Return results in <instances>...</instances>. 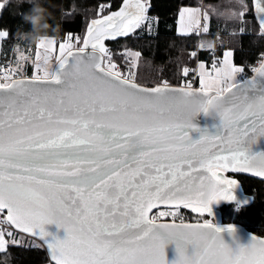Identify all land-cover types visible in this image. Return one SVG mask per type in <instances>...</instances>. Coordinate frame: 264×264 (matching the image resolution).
I'll use <instances>...</instances> for the list:
<instances>
[{
	"label": "snow or ice",
	"instance_id": "obj_1",
	"mask_svg": "<svg viewBox=\"0 0 264 264\" xmlns=\"http://www.w3.org/2000/svg\"><path fill=\"white\" fill-rule=\"evenodd\" d=\"M240 5L244 19L247 4ZM252 7L264 33V0ZM96 8L82 38L73 43L68 33L59 43L55 67L50 37L35 45L30 78L6 74L0 83V223L38 237L50 264H165L162 234L177 241L176 264H264V239L233 251L207 220L165 224L149 216L159 204L204 215L213 202L232 201L237 181L221 173L264 177V153L249 154L264 136V60L239 84L242 69L225 51L214 76L199 65V89L144 85L132 71L141 53L125 49V72L105 41L146 23L151 30L145 0H122L118 10L113 0H97ZM7 36L0 30V39ZM197 113L217 116L220 133L191 140ZM52 223L63 240L46 239L43 226ZM9 242L0 231V250ZM187 243L197 249L192 257L184 255Z\"/></svg>",
	"mask_w": 264,
	"mask_h": 264
},
{
	"label": "trees",
	"instance_id": "obj_2",
	"mask_svg": "<svg viewBox=\"0 0 264 264\" xmlns=\"http://www.w3.org/2000/svg\"><path fill=\"white\" fill-rule=\"evenodd\" d=\"M201 1L203 7L208 6L209 28L200 35L192 33L188 36L178 35L176 32L177 14L181 7L197 6ZM234 0H147V16L155 18L149 30L148 23L143 29H137L136 34L129 37H117L115 40L105 41L106 47L115 56L118 67L127 71V64L123 58L125 49L139 51L141 57L134 69L138 82L148 86H155L157 82L167 81L171 86L180 87L192 82V72L187 77L183 75V68H192L197 58L212 59L211 49L215 53L231 50L234 64L240 66L242 74L240 80L250 76L249 68L260 63L264 54V34L254 18L251 0H244L247 11L244 19L238 15L243 9L227 6ZM0 30L8 32V36L1 42L0 57L8 60L15 58L14 47L20 42L29 46L36 43L40 37L50 36L56 40H63L68 33L72 38L82 37L87 24L95 18L97 0H32L36 7L33 15H40L38 22L29 23L22 19L30 4L22 0H0ZM122 0H113V10H118ZM222 12V13H221ZM221 19V20H217ZM197 38L212 43L207 50L196 52ZM195 52V61L191 57ZM5 65V64H2ZM193 74V75H192ZM31 77L30 66L25 68L23 75ZM198 88L197 81L194 86ZM239 184L241 192L253 198L248 207L236 205H221L220 213L224 223L243 227L249 233L264 238V181L244 175H231ZM237 207V212L233 210ZM179 221L195 222L191 211L179 208ZM226 214L230 217H226ZM178 221V220H177ZM46 251L38 243L32 245L12 244L0 252V264H47Z\"/></svg>",
	"mask_w": 264,
	"mask_h": 264
},
{
	"label": "rangeland",
	"instance_id": "obj_3",
	"mask_svg": "<svg viewBox=\"0 0 264 264\" xmlns=\"http://www.w3.org/2000/svg\"><path fill=\"white\" fill-rule=\"evenodd\" d=\"M145 2L147 4V6H148L147 0H145ZM240 2H241V0H234L233 2L232 1L229 2V4L227 6H231L233 8L234 7L240 8L241 7ZM196 3H197V6H189V7L187 6V7H181L179 9L178 14H177V20H176V32H177L178 35L188 36V35H190L192 33H196L197 35H200L202 33V31L206 32L204 30L205 24H207V27L209 28L210 14L208 13V6L203 7V4L201 3V1H199V2L197 1ZM182 10H186L184 12V16L183 17H181V11ZM149 18H150V23H151V27H152V24L155 23L156 19L155 18H151V17H149ZM205 18H207V19H205ZM217 20H221V19H217ZM5 38L0 39V52H1V42ZM47 38H50V36L40 37V38L37 39V42L41 41V40H45ZM199 39L200 38H197V42L199 41ZM75 40H76V38H72V42L73 43L75 42ZM56 41H57V47H56L55 52L53 53V58H52V60L50 62V67H55V65L57 63L55 57L60 55V51H59L58 45L61 42V40H56ZM22 42L23 41H20L14 47L15 53H16L14 59L8 60L4 56L0 57V68L3 66L2 64H5V65L9 66L13 70V73H14L15 76H18V75H23L24 71H25V68L27 66H30L31 69H32V75H33L34 72L37 71V69L35 68V63H34L35 62V52H36L35 45H36L37 42L33 43V44H30L29 46H27L26 44H24ZM81 43H82V39H81ZM207 43H208V48L209 47L211 48L212 47V43L211 42H207ZM196 45H197V43H196ZM225 51H231V50L226 49V50H223L221 52V54L220 53L216 54L215 51L211 49V53L210 54L213 56L212 57L213 60L218 59V60H220V62H222L223 53ZM21 56L26 57V59H21ZM191 57L194 58V61H195V56L191 55ZM139 59L136 62V67L139 64ZM231 62H232L234 67L241 68L240 66H237V65L234 64L233 55L231 57ZM201 63H203L204 68H205L207 73H211L213 76L215 75V73L213 72V67L214 66H209L207 64V60H205L204 58L203 59L197 58L196 63L194 64V66L192 68H189V73L192 72L194 74V71H195L194 76L197 79V86H198L197 89L200 88V76H199L198 69H199V65ZM18 65H19V67H18ZM215 67H220V66H215ZM134 69H132L133 72H135ZM241 74H242V71H240L239 73L236 74V77H235L236 82L241 77ZM183 75H184V73H183ZM21 77H25V76H21ZM185 77H187V76H185ZM190 84H191L192 87L194 86L193 85V81L190 82ZM180 87H186V85L184 84V85H182ZM193 89H195V88L193 87ZM222 175L225 176L226 178L234 179L233 177H230L228 173L224 172V173H222ZM233 189L235 191H237L238 193L243 194L241 192V189L239 187L238 182H237L236 186ZM222 204L226 205V206H229L231 204L236 205V204L233 203V200L232 201H224ZM220 206L217 208V211H218V217L217 218L211 217L208 214L201 215L199 213L191 211V209H188V208H184V207H182V208L187 210V211H191V213L194 215L196 220H199L201 222V220H203L205 218H208V219H210L211 224H213L216 228L222 229V228H226L230 224L224 223V221L222 219V215L223 214L220 213V211H219ZM236 206H238V205H236ZM236 206L233 208V210L237 212L238 209H237ZM238 207H240V206H238ZM179 210H180L179 208H175V209H158V210L154 211L151 214L150 217H153V216L156 217L157 221H160V220L161 221L162 220H169V221H177L178 220L179 221L180 220V216H181V213L179 212ZM162 212H167L169 214L168 215H160V213H162ZM172 213H175V216ZM226 217L228 218V217H230V215L226 214ZM231 226L233 227V226H236V225H231ZM238 227H241V226L238 225ZM4 234H5V238L9 239L10 242L5 245V248L3 250L6 249L7 245H12V244L32 245L35 242H38V241H36V240H34V239L30 238V237H27L25 235H22V234H19V233H16V232H13L14 235H13L12 238H9L7 236V232H4ZM12 240L20 241V243L11 242ZM39 244L41 245V243H39ZM3 250H0V252H2ZM47 264H50V263H47Z\"/></svg>",
	"mask_w": 264,
	"mask_h": 264
},
{
	"label": "water",
	"instance_id": "obj_4",
	"mask_svg": "<svg viewBox=\"0 0 264 264\" xmlns=\"http://www.w3.org/2000/svg\"><path fill=\"white\" fill-rule=\"evenodd\" d=\"M252 4H253V0H251V5ZM252 11H253L254 18H255L258 26H259V23H258V20L256 19V15H255L253 7H252ZM262 60H264V54H263ZM254 75H255V73H253L252 75L242 79L241 81L238 82V84L243 82L246 79H251ZM22 78H24V77H19L17 79H22ZM28 78H30V77H28ZM173 87H177V86H173ZM177 88H179V87H177ZM191 122L195 126L196 129H199V131H193L191 129L188 130L190 139L193 141L199 139L200 135L202 133L206 132V134L209 136H215V135H218L221 131L219 118L215 115H207L206 116L203 113H197L192 118ZM258 153H264V136L258 137L256 139V142L254 144L250 145L249 154L250 155H256ZM225 173H228L231 175H244V176H248V177H251L254 179L264 181V177H258V176L251 174V173H247V172L228 171ZM221 175H222V173H221ZM231 191H232V195L234 196V199H233L234 204L245 208V207H248L252 203V201H253L252 196L238 193L234 189H232ZM223 202H224V200H220L218 202H213L212 204H210V206H209L210 207V213H207V214L210 215L211 217L217 218L218 217L217 208ZM182 207L183 206H180L179 208H182ZM158 209H175V207L170 206V205L159 204V205H157L156 208H153L149 212V216H151V214ZM157 222L158 223H165V224H173V223L180 224L181 223V221H169V220H162V221L160 220ZM183 223L195 225L197 223H203V222H183ZM43 228H44V231L48 233V236L46 237L48 242H53V238H55L57 240H63L65 238L66 234H65L63 228L57 227V225L54 223L46 224L43 226ZM233 228H234V233L232 235H229V233L226 231V228H222V230H224V231H221V233H220L221 239L233 251L237 250L238 247H248L250 242H251V238L253 236H256V235L249 233L248 231H246L242 227L233 226ZM12 229L16 233L30 237V238L38 241L39 243H41L44 250L46 251V255H47L49 263H50V257H49L48 251H47V247H46V245L43 244V242L38 237H32L27 233H21V232H19V230L15 229V228H12ZM256 237H258V236H256ZM161 238L165 240L164 248H163L165 264H176V261L179 258V253L177 251V241L172 240V239H168L163 234L161 235ZM258 238L264 239L261 237H258ZM183 249H184V255L186 257H192L195 254V252L197 251L195 246L191 243L185 244L183 246Z\"/></svg>",
	"mask_w": 264,
	"mask_h": 264
},
{
	"label": "built area",
	"instance_id": "obj_5",
	"mask_svg": "<svg viewBox=\"0 0 264 264\" xmlns=\"http://www.w3.org/2000/svg\"><path fill=\"white\" fill-rule=\"evenodd\" d=\"M207 49H208L207 41H205V40L200 38L199 41L197 42V45H196V52L201 51V50H207ZM207 64L209 66H220L221 62L218 59L213 60V58H212V59L207 61ZM258 65H259V63L256 64L255 66H252V67L249 68V74L250 75H252L254 73L252 69L254 67H258ZM6 74L9 75V76H12L13 78H19V76H15L14 75L13 70L9 66L3 65L0 68V83L5 82L4 77H5ZM194 74H195V71H194ZM192 80H193V85H194L195 82L197 81V79L195 78L194 75L192 76ZM2 219H3V214H0V220H2ZM0 231H4V232L11 231L12 233L15 232L11 228L10 225L2 224V223H0Z\"/></svg>",
	"mask_w": 264,
	"mask_h": 264
},
{
	"label": "clouds",
	"instance_id": "obj_6",
	"mask_svg": "<svg viewBox=\"0 0 264 264\" xmlns=\"http://www.w3.org/2000/svg\"><path fill=\"white\" fill-rule=\"evenodd\" d=\"M22 2H27L30 4L29 10L22 14V19H27L29 23L38 22L41 19V16L38 14L33 15V13L36 12V7L32 4V0H22Z\"/></svg>",
	"mask_w": 264,
	"mask_h": 264
},
{
	"label": "flooded vegetation",
	"instance_id": "obj_7",
	"mask_svg": "<svg viewBox=\"0 0 264 264\" xmlns=\"http://www.w3.org/2000/svg\"><path fill=\"white\" fill-rule=\"evenodd\" d=\"M229 176L231 177V174H229ZM205 220H207V221H209L211 223L210 219H208V218H205V219L201 220V222H204ZM181 222H184V221H181ZM185 222H187V221H185ZM195 222H200V221L196 220Z\"/></svg>",
	"mask_w": 264,
	"mask_h": 264
},
{
	"label": "crops",
	"instance_id": "obj_8",
	"mask_svg": "<svg viewBox=\"0 0 264 264\" xmlns=\"http://www.w3.org/2000/svg\"><path fill=\"white\" fill-rule=\"evenodd\" d=\"M241 81L240 78L237 80V82Z\"/></svg>",
	"mask_w": 264,
	"mask_h": 264
}]
</instances>
